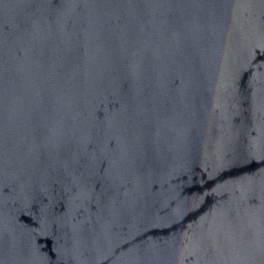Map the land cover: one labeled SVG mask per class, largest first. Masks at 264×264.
<instances>
[{
	"label": "water",
	"instance_id": "1",
	"mask_svg": "<svg viewBox=\"0 0 264 264\" xmlns=\"http://www.w3.org/2000/svg\"><path fill=\"white\" fill-rule=\"evenodd\" d=\"M0 264H264V0H0Z\"/></svg>",
	"mask_w": 264,
	"mask_h": 264
}]
</instances>
